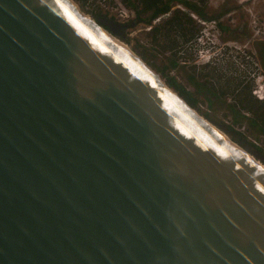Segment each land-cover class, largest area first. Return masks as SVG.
Returning <instances> with one entry per match:
<instances>
[{"label": "water", "instance_id": "1", "mask_svg": "<svg viewBox=\"0 0 264 264\" xmlns=\"http://www.w3.org/2000/svg\"><path fill=\"white\" fill-rule=\"evenodd\" d=\"M163 84L71 0H0V264H264V171Z\"/></svg>", "mask_w": 264, "mask_h": 264}, {"label": "trees", "instance_id": "2", "mask_svg": "<svg viewBox=\"0 0 264 264\" xmlns=\"http://www.w3.org/2000/svg\"><path fill=\"white\" fill-rule=\"evenodd\" d=\"M75 1L85 13H91L92 18L100 26L108 29L98 21L106 20L107 11L98 5V2L105 0ZM121 2L123 9L131 13V17L124 25L131 28L137 26L146 28L142 36L130 40L131 50L191 109L227 133L231 140L245 145L244 147L264 163V96L259 99L252 93L253 83L250 77L236 82L229 78H225L223 82L209 79L207 74L214 71V68L211 69L212 72L210 70L211 64L208 62L197 66L194 63L188 64V57L181 55L182 51L178 48L176 50L177 39L173 35V31L176 30L180 44L195 45L193 47L195 51L196 39L201 37L199 21L204 23L212 21L221 36H225L223 40H236L237 30L220 19L234 7L221 5L216 10L208 11L204 0H121ZM126 41L129 42V39ZM254 47L257 61L264 72V41H256ZM217 111H220L221 118L227 120V124L216 121ZM240 126L244 131L237 130ZM246 136L256 141L259 146L256 147L246 141Z\"/></svg>", "mask_w": 264, "mask_h": 264}, {"label": "rangeland", "instance_id": "3", "mask_svg": "<svg viewBox=\"0 0 264 264\" xmlns=\"http://www.w3.org/2000/svg\"><path fill=\"white\" fill-rule=\"evenodd\" d=\"M71 1L77 6L78 10L82 14L88 16L91 20L97 23L92 18L91 13H85L75 0ZM98 5L104 9V11H107L106 20L108 19V21L112 22L115 26L113 27V32H111L110 30L100 26L98 23L97 24L131 50L132 41L130 40L142 36L143 30L146 28L140 26L131 28L124 25L131 16L122 18L118 15V10H124L127 13H130L123 9L121 0H112V2L109 0H105L104 2L100 1L98 2ZM204 5L208 11L216 10L221 5L234 7L220 19L237 30L238 39L223 40L225 36H221L212 21H205V23L200 21L201 37L196 39L197 49L194 51L193 47L195 45H181L179 38L177 37L178 32L174 30L173 35H175L174 38L177 39L176 50L178 48V50L182 51L181 55L188 57V64L194 63L197 66L205 62L210 63V70L214 68V71L211 74L208 73L207 76L209 79H213L214 82L216 79L219 82H223L225 78L232 79L233 82H236L239 79L243 81L250 77L249 79H251V82L253 83V89L257 90L259 88H263L264 72L257 61L254 43L256 41H264V0H204ZM110 18H112V20H109ZM126 39H129V42L126 41ZM131 52L135 54L132 50ZM190 57L193 60H190ZM155 74L159 77L157 73ZM159 80L161 83H164L160 77ZM262 95L264 96V90ZM202 108L205 109L203 106ZM199 116L202 117L201 115ZM221 117L220 111H217L215 114L216 121L227 124V120ZM241 127L242 126L238 127L237 130L242 131L243 128L241 129ZM216 128H218L231 140L227 133L219 127ZM245 140L249 141L256 147L259 146V144L249 136H246ZM231 141L244 149L245 145H241L233 140ZM245 151L250 155L255 156V154L250 151ZM255 159L264 164L257 156Z\"/></svg>", "mask_w": 264, "mask_h": 264}, {"label": "bare ground", "instance_id": "4", "mask_svg": "<svg viewBox=\"0 0 264 264\" xmlns=\"http://www.w3.org/2000/svg\"><path fill=\"white\" fill-rule=\"evenodd\" d=\"M81 13V12H80ZM82 17L84 19H86L87 21H89L91 24L95 25L98 29H100L101 31H103L104 33H106L109 37H111L112 39H114L115 41L119 42V44H121L123 47H125L126 49L130 50L128 47H126L124 44H122L120 41H118L117 39H115L114 37L111 36L110 33H108L107 31H105L102 27H100L97 23H95L93 20H91L88 16H85L84 14H82ZM131 51V50H130ZM146 66V65H145ZM161 82V81H160ZM165 85L163 84V87ZM166 87V86H165ZM167 88V87H166ZM168 89V88H167ZM177 96V95H176ZM191 111L193 113L196 114V116H198L201 120H203L205 123L209 124L212 128H214L220 135H222L226 140H228L229 142L233 143L235 146H237L234 142H232L223 132H221L218 128L212 126L208 121H206L205 119H203L202 117H200L193 109H191ZM237 148H239L242 152H245L244 149H242L241 147L237 146ZM245 154L249 157V159L254 162L257 166H259L263 171H264V164L260 163L257 159H255L252 155H250L248 152H245Z\"/></svg>", "mask_w": 264, "mask_h": 264}, {"label": "built area", "instance_id": "5", "mask_svg": "<svg viewBox=\"0 0 264 264\" xmlns=\"http://www.w3.org/2000/svg\"><path fill=\"white\" fill-rule=\"evenodd\" d=\"M118 15H119L120 17L124 18V17L131 16V13H127V12L124 11V10H118ZM190 15H191L192 17H195V16L192 15L191 13H190ZM155 20H157V19H155ZM199 22H200V21H199ZM201 22H203V21H201ZM263 90H264V86H263V88H261V89H260V88L257 89V90L253 89V90H252V93H253L257 98L261 99V98L263 97V95H262ZM242 128H243V127H241V129H242Z\"/></svg>", "mask_w": 264, "mask_h": 264}]
</instances>
